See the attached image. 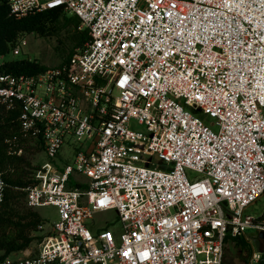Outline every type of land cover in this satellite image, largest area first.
I'll return each instance as SVG.
<instances>
[{
    "label": "built area",
    "instance_id": "built-area-1",
    "mask_svg": "<svg viewBox=\"0 0 264 264\" xmlns=\"http://www.w3.org/2000/svg\"><path fill=\"white\" fill-rule=\"evenodd\" d=\"M6 3L18 19L73 14L88 40L38 75L0 74V104L21 113L7 155L48 158L26 206L59 217L38 226L36 254L0 264H225L236 239L252 251L248 264H264V240L259 252L247 236L264 219L245 215L264 195V0ZM14 172L0 163V215ZM108 211L121 233L92 232L88 222Z\"/></svg>",
    "mask_w": 264,
    "mask_h": 264
},
{
    "label": "trees",
    "instance_id": "trees-1",
    "mask_svg": "<svg viewBox=\"0 0 264 264\" xmlns=\"http://www.w3.org/2000/svg\"><path fill=\"white\" fill-rule=\"evenodd\" d=\"M66 15V13L55 9L18 19L11 14L6 0H0V56L10 54L19 40L27 35L34 34L42 38L57 36L63 28L68 26H72L78 31L80 26L78 17L67 18ZM80 38L68 56H64V61L61 64L68 62L76 50L83 46L88 40V34L80 31ZM47 68L37 60L13 59L0 65V74L38 75ZM20 116L19 110L7 111L0 104V163L6 168L9 165L13 166L15 172L9 177L8 182L18 188L8 190L4 210L0 215V258L13 256L27 250L35 240L31 236V230H37L38 226L44 223L38 212L30 210L26 206L24 189L33 184L32 175L36 166L27 157H10L6 152L5 140L21 137ZM23 199L27 212L20 215L16 212L15 207H20ZM260 217L264 219V214ZM36 238L38 241L41 240V237ZM234 243L247 247L249 257L251 256L252 251L245 240L236 239Z\"/></svg>",
    "mask_w": 264,
    "mask_h": 264
},
{
    "label": "rangeland",
    "instance_id": "rangeland-1",
    "mask_svg": "<svg viewBox=\"0 0 264 264\" xmlns=\"http://www.w3.org/2000/svg\"><path fill=\"white\" fill-rule=\"evenodd\" d=\"M67 18L73 17V14H67ZM64 22V20H63ZM62 23V22H61ZM27 39L28 45L23 49L20 56L15 57L12 53L5 55L4 58H0V64L5 61H10L13 59H29V60H37L45 67H56L60 65L64 61V56H68L70 51L74 49L77 42L80 38V30H75L72 26H68L63 28L62 31L57 36H48V37H39L34 34L27 35L25 37ZM186 109L193 112L196 116L201 118L207 125H213L216 121L205 115L200 110L194 111L191 108L186 107ZM129 126L132 130L143 132L148 134L146 126H141L138 124L136 120H132L129 123ZM214 131H218V127H212ZM66 152L70 155L71 149L66 148ZM33 163L36 165L39 161L45 162L48 160L45 154L34 158L32 155L27 156ZM147 160L156 159L148 156L144 157ZM188 179L191 182L199 181L204 178V176L198 172L187 170L186 172ZM24 199L22 200L20 207H15V210L18 214L23 215L27 212ZM38 214L41 219L44 221L46 228H48L51 224L58 220V212L54 207H44L38 209ZM264 214V195L258 199L253 205L249 206L245 210V215H251L253 217H260ZM95 223V228H109L114 231L115 234H120L122 231L121 223L116 211H108L104 213H97L95 215V219L92 222H88V227L92 232H95L96 229L92 227ZM31 236L35 239L33 240L31 246L23 251L16 253V256L26 257L33 256L38 252V243L36 237H40L39 232L36 229L31 230ZM247 236L249 238H257L259 236V232L257 230H248ZM1 255V254H0ZM14 256V255H13ZM249 261V249L242 244L240 246L235 243L228 242L225 248L224 254V263L225 264H248Z\"/></svg>",
    "mask_w": 264,
    "mask_h": 264
},
{
    "label": "water",
    "instance_id": "water-1",
    "mask_svg": "<svg viewBox=\"0 0 264 264\" xmlns=\"http://www.w3.org/2000/svg\"><path fill=\"white\" fill-rule=\"evenodd\" d=\"M257 250L261 252V240H264V232H261L257 238L252 239Z\"/></svg>",
    "mask_w": 264,
    "mask_h": 264
},
{
    "label": "crops",
    "instance_id": "crops-1",
    "mask_svg": "<svg viewBox=\"0 0 264 264\" xmlns=\"http://www.w3.org/2000/svg\"><path fill=\"white\" fill-rule=\"evenodd\" d=\"M234 243V242H233Z\"/></svg>",
    "mask_w": 264,
    "mask_h": 264
}]
</instances>
